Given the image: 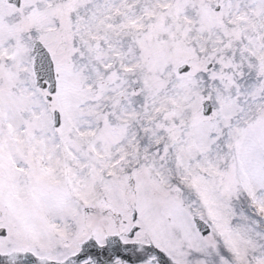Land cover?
Listing matches in <instances>:
<instances>
[{
  "label": "snow or ice",
  "instance_id": "6c2138e0",
  "mask_svg": "<svg viewBox=\"0 0 264 264\" xmlns=\"http://www.w3.org/2000/svg\"><path fill=\"white\" fill-rule=\"evenodd\" d=\"M0 264H264V0H0Z\"/></svg>",
  "mask_w": 264,
  "mask_h": 264
}]
</instances>
